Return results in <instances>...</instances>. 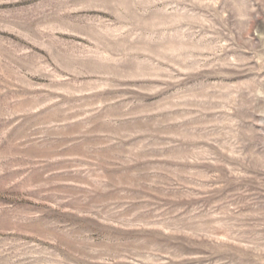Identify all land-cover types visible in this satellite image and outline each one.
<instances>
[{
  "label": "rangeland",
  "instance_id": "1",
  "mask_svg": "<svg viewBox=\"0 0 264 264\" xmlns=\"http://www.w3.org/2000/svg\"><path fill=\"white\" fill-rule=\"evenodd\" d=\"M0 264H264V0H0Z\"/></svg>",
  "mask_w": 264,
  "mask_h": 264
}]
</instances>
